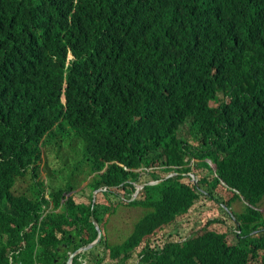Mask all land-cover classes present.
<instances>
[{
	"label": "trees",
	"instance_id": "1",
	"mask_svg": "<svg viewBox=\"0 0 264 264\" xmlns=\"http://www.w3.org/2000/svg\"><path fill=\"white\" fill-rule=\"evenodd\" d=\"M219 89L232 97L216 108ZM194 166L214 173L199 190ZM142 173L161 181L133 197ZM222 180L239 193L225 200ZM117 188L147 212L112 244ZM201 196L223 220L199 232L185 222ZM263 198L264 0H0V264H61V250L66 264L93 219L113 264H264ZM89 250L72 264H103Z\"/></svg>",
	"mask_w": 264,
	"mask_h": 264
},
{
	"label": "rangeland",
	"instance_id": "2",
	"mask_svg": "<svg viewBox=\"0 0 264 264\" xmlns=\"http://www.w3.org/2000/svg\"><path fill=\"white\" fill-rule=\"evenodd\" d=\"M187 125H188V122L185 123L184 125H182L179 129L180 134L184 137L188 136L187 132H186ZM191 141H194L193 138L191 139ZM47 146L49 148H54L55 144L51 143V144H48ZM45 162H46V156H45V151H44L43 159L40 162V165H41V176L40 177L42 179H46L47 177H49V169L47 167L43 166L45 164ZM48 162H49L51 167H55L58 165V161H56L55 156H54V159L52 157H50ZM195 162H197L196 159H194V163ZM208 162L210 163V161H208ZM61 164H63V162H61ZM210 164H211V167H213V169H214L215 164L214 163H210ZM194 169L200 177L207 176L208 178H212L214 176V173L210 172L207 167L194 166L193 170ZM151 179H152V176L149 174H146V173H142V176L140 178V180L142 182H144L146 180L152 181ZM32 182H33V179H32V175L30 173H27L25 176H19L17 178L16 184L14 186V192L16 194H21V193H28L29 194L31 192L30 186H31ZM51 182L54 184V183H56V180H52ZM139 184H141V183H137V185H139ZM85 185H86V183H84L80 189H82ZM217 189L224 196L225 200L230 199L234 195V191L231 190L230 188H228L226 186V184H224V183L219 184L217 186ZM75 191H77V190H75ZM115 191L120 194V197L122 198L124 203H119L117 205V207L115 209V213L109 217L108 222L104 226L106 237L108 238L109 241L114 242L112 244L122 242L128 236V234L131 232L134 222L139 217H141L145 212H147V209H145L143 206H140V205L134 206V205L127 204L126 202L128 201V199L123 195V193H122L123 191L121 190V188L120 189L117 188V189H115ZM84 194H86L89 197L90 189L86 188L84 191ZM135 194H136V192H135ZM114 198H115V196L113 195L112 200ZM100 199L102 201H106L102 196L100 197ZM96 201H99L97 194H96ZM115 203H118L117 197H116ZM241 205H242L241 201H239V202L235 201L233 203V207L235 209L240 208ZM259 207L264 213V198H263L262 202L259 204ZM191 214L192 215L189 218V221L185 222V224L193 223L197 218H199L202 222L199 232H202V227L206 225L207 221L210 218L211 219L212 218H218L219 216H221V211L219 209V202H217L215 200H212V202H208L201 196L200 199L197 201V203L192 208ZM221 218H222V216H221ZM222 220H223V218H222ZM227 226H229L228 222L225 224H220V223L217 224L216 223V224L209 226L208 228L209 229H216L217 231H223L224 232L227 230ZM233 241H234V238H232V236L229 235L228 236V242H233ZM91 248L88 251L90 259L94 256L93 254H90V252H94V253L99 252V253H103L105 258H106L105 261L103 262V264H113L114 261H112L110 259L109 251L106 249L105 245H99L97 248H96V246H94ZM59 256L61 257V259H60L61 264H64V261L66 258V250H61L59 252ZM67 261L65 262L66 264H67ZM77 261L80 262L79 258L77 259ZM87 264H88V262H87Z\"/></svg>",
	"mask_w": 264,
	"mask_h": 264
},
{
	"label": "clouds",
	"instance_id": "3",
	"mask_svg": "<svg viewBox=\"0 0 264 264\" xmlns=\"http://www.w3.org/2000/svg\"><path fill=\"white\" fill-rule=\"evenodd\" d=\"M74 58V56H73V54L71 53V52H69V54H68V57H67V61H66V64L68 65L69 63H70V60L71 59H73ZM231 97H232V92H228V93H225L223 90H221V89H219V97H218V100L217 101H215V104H214V106L216 107V108H219L222 104H229V102H230V100H231ZM181 135V134H180ZM56 161H58L57 159H56ZM207 161H210V163H213L212 162V160L210 159V158H207ZM209 163V164H210ZM211 165V164H210ZM44 166V165H43ZM55 167H59V161H58V165L57 166H55ZM55 167H53V168H55ZM146 170H151V168H145ZM172 174H174V173H170L169 174V176H171ZM189 177H190V185L191 186H196V187H198V190L200 189V185H199V175H198V173H195V172H189ZM152 181H157V180H152ZM148 182H150V181H148ZM148 182H144V183H148ZM221 183H224V184H226L223 180L221 181ZM141 184H143V183H141ZM154 184H157V183H154ZM226 186L227 187H229L227 184H226ZM137 187H138V185H137ZM145 187V186H144ZM143 187V188H144ZM99 189H101V190H99ZM102 190H104L102 187L101 188H98L97 190H95L94 192H95V195H94V193H93V200L95 201L96 200V194L98 193V192H101ZM141 190H142V188H141ZM231 190H233V189H231ZM234 192H236V193H239V191L238 190H233ZM136 192V191H135ZM140 192V191H139ZM138 192V193H139ZM137 193V194H138ZM69 194V193H68ZM135 194V193H134ZM133 194V197H136V195H134ZM46 197L47 198H49V196L48 195H46ZM102 231V230H101ZM103 233V232H102ZM102 236H103V234H102ZM102 239V238H101ZM88 245V244H87ZM84 246H86V245H84ZM83 247V246H82ZM82 252H85V251H82V250H80L78 253H75V252H73L71 255H70V257L71 256H73L72 257V259L71 260H69L68 259V261H67V264H72V263H70V261L72 262L73 261V258H74V256L76 255H78V254H80V253H82ZM16 254H18V251H13V252H11L10 253V256H13V258H14V260L15 261H22L21 259H16L15 258V255ZM69 257V258H70ZM79 258V261L81 262V260H85L86 262H87V259H88V257L87 256H84L83 258H81V257H78ZM77 258V259H78ZM9 259H10V257H9ZM23 262V261H22ZM80 262H74V264H78V263H80ZM24 263V262H23ZM57 263V262H56ZM55 263V264H56ZM10 264V263H9Z\"/></svg>",
	"mask_w": 264,
	"mask_h": 264
},
{
	"label": "water",
	"instance_id": "4",
	"mask_svg": "<svg viewBox=\"0 0 264 264\" xmlns=\"http://www.w3.org/2000/svg\"><path fill=\"white\" fill-rule=\"evenodd\" d=\"M160 181H161V180L150 181V182H148V183H143V184L138 185V187H137V189H136V194H137V193L141 190V188H143L146 184L159 183ZM99 190H101V189H99ZM71 193H72V192H70V193L66 196V198H68V196H69ZM136 194H135V195H136ZM94 195H95V192H94ZM93 221H94V223L96 224V228L98 229V236H97V238H96L94 241H92L91 243H89L88 245L83 246V247H80L79 249H77V250L75 251V253H78L80 250H82V251H86V250L90 249L91 247H94V246H95V245L101 240V238H102V231H101L99 225L97 224V222H95V219H93ZM72 257H73V256H71V257L69 258V260H71Z\"/></svg>",
	"mask_w": 264,
	"mask_h": 264
},
{
	"label": "built area",
	"instance_id": "5",
	"mask_svg": "<svg viewBox=\"0 0 264 264\" xmlns=\"http://www.w3.org/2000/svg\"><path fill=\"white\" fill-rule=\"evenodd\" d=\"M70 263L72 262L70 261ZM10 264H24V263L22 261H15L13 256H10ZM35 264H38V263H35ZM78 264H87V262L85 260H81V262Z\"/></svg>",
	"mask_w": 264,
	"mask_h": 264
},
{
	"label": "crops",
	"instance_id": "6",
	"mask_svg": "<svg viewBox=\"0 0 264 264\" xmlns=\"http://www.w3.org/2000/svg\"><path fill=\"white\" fill-rule=\"evenodd\" d=\"M56 264H60L59 262H57Z\"/></svg>",
	"mask_w": 264,
	"mask_h": 264
}]
</instances>
